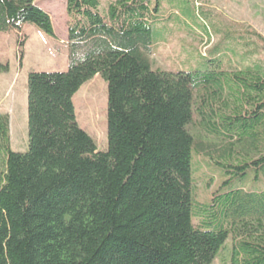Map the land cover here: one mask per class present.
Instances as JSON below:
<instances>
[{"label": "trees", "instance_id": "obj_1", "mask_svg": "<svg viewBox=\"0 0 264 264\" xmlns=\"http://www.w3.org/2000/svg\"><path fill=\"white\" fill-rule=\"evenodd\" d=\"M38 1L0 0V31L33 23L55 36ZM100 6L67 0L68 70L28 74L26 152L12 149L0 112V264H213L230 237V264H264V187L245 186L252 170L264 181V64L154 69L162 0ZM97 75L108 91L105 151L73 101ZM194 123L217 142L195 137ZM199 155L225 179L194 206ZM194 207L215 208L203 218Z\"/></svg>", "mask_w": 264, "mask_h": 264}, {"label": "rangeland", "instance_id": "obj_2", "mask_svg": "<svg viewBox=\"0 0 264 264\" xmlns=\"http://www.w3.org/2000/svg\"><path fill=\"white\" fill-rule=\"evenodd\" d=\"M113 1L100 0V11L104 13ZM38 2L50 14L56 36H50L33 23H26L19 31H0V61L9 65L7 72H0V112L10 115L11 145L14 151L19 152H26L29 148L28 74L64 72L69 67L67 0ZM176 15L183 16V20ZM159 17L152 36L153 41L159 44L152 46L154 53L149 55L154 69L176 71L202 68L212 58H218L223 62V70L229 71L254 62L264 64V47L254 36L260 34L264 38V0H162ZM169 17L170 20H166ZM24 38V57L20 62L19 43ZM73 101L79 125L94 139L98 150H107L106 80L97 75L80 88ZM189 130L197 138L217 142L197 123L190 125ZM195 162L194 206L211 197L225 179L209 164L214 160L199 155L195 157ZM248 177L245 184L248 190L264 187L263 180L254 183L257 178L253 170ZM206 209L194 207V212L206 218V214L211 213L210 209ZM196 219L195 216V222ZM231 244L230 237L213 264H230Z\"/></svg>", "mask_w": 264, "mask_h": 264}, {"label": "crops", "instance_id": "obj_3", "mask_svg": "<svg viewBox=\"0 0 264 264\" xmlns=\"http://www.w3.org/2000/svg\"><path fill=\"white\" fill-rule=\"evenodd\" d=\"M54 26V25H53ZM23 28V27H22ZM54 31H55V29H54ZM56 34V33H55ZM56 36V35H55ZM68 36V30L66 31V37ZM68 38V37H67ZM63 40V39H62ZM61 40V41H62Z\"/></svg>", "mask_w": 264, "mask_h": 264}]
</instances>
